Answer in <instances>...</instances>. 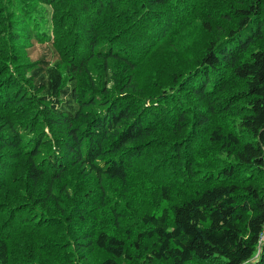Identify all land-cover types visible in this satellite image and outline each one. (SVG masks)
<instances>
[{
    "label": "trees",
    "instance_id": "16d2710c",
    "mask_svg": "<svg viewBox=\"0 0 264 264\" xmlns=\"http://www.w3.org/2000/svg\"><path fill=\"white\" fill-rule=\"evenodd\" d=\"M1 1L19 46L0 75V264H264V0ZM219 6L234 18L202 21L217 34L189 64L185 25ZM164 47L148 93L83 78L111 58L127 88Z\"/></svg>",
    "mask_w": 264,
    "mask_h": 264
},
{
    "label": "rangeland",
    "instance_id": "374dc122",
    "mask_svg": "<svg viewBox=\"0 0 264 264\" xmlns=\"http://www.w3.org/2000/svg\"><path fill=\"white\" fill-rule=\"evenodd\" d=\"M193 4H190L189 9L191 11H195L196 9H198L200 7L199 1L198 0H190ZM235 2V0H229L228 3L224 4V5H228L229 3ZM2 3V1L0 2ZM189 5V3H188ZM219 5V4H218ZM3 5H0V9H2ZM132 8H139V2H134L132 3ZM50 10V9H48ZM138 14H140L139 11H137L135 14L133 13L132 15H134V17L138 16ZM233 12L231 10L225 9L223 6H219L218 9L215 10H207L206 14L203 13L197 17H195V19L190 20L185 26L189 25L191 26V30L189 33V37L188 39L190 40V45H189V50H191V52L194 50L193 53L188 54V58H189V64H191V62L199 56L201 50L206 46V44L204 45V42L210 39H212L214 37L215 34H217V30L214 28V30H210L209 32H207L204 28V26H202V21L209 16H216V20L213 21L215 23L222 24L220 26L222 27H226L228 28V24L231 23V19L234 18L233 16ZM207 15V16H206ZM193 15L191 14L190 17H192ZM189 17V16H188ZM8 19V18H7ZM5 19V20H7ZM237 17L235 16V21H236ZM3 20V21H5ZM187 22V20H186ZM3 23L1 24L0 21V31L3 30ZM223 35V34H222ZM222 35L218 34V37H221ZM194 37V39L191 41V37ZM1 38H4V42L8 41V38L4 36H1ZM10 45L9 46H3V42H0V75L2 74V76H5L7 71H9L13 66L8 67V62H5L8 60V57L3 53L4 51H11L13 52L14 50H16V48H18V46H15V44L11 43L12 41L9 40ZM188 42L187 39L182 40V44H186ZM264 41L260 42L259 44L261 45ZM30 52H31V56L35 55L36 52H34L33 47L31 46L29 48ZM154 53V51L150 54V56ZM149 56V57H150ZM168 59H171V55H169V51L164 47V49H162L160 56L156 59L153 58V60H155L154 62H151L148 66V63H145L144 65L141 66L140 69L142 68H147V69H151L154 70L151 73H148L146 75H142V77H134V82L131 84V86H137L136 87V91H132L131 86L125 88V84L128 82V78L130 76V71L125 70L123 68V63H119V62H115L113 61L111 58L108 60H103L100 57H94L90 60L89 62V67L86 70V72L83 73V78L86 82H88L89 84L95 85L97 82H100V77H102V81H106L109 79V83L108 85H113V80H115V78L118 76V79H120V84L123 85V88L121 89V91L124 93L126 91H130V92H134L139 93V91L142 92H146L148 93L149 91L152 90L153 86H156L158 84V80H161L162 77L166 78V73H167V64L162 65L161 67L158 68V66H160V63L162 61H167ZM108 64V65H107ZM116 67L119 69V72L115 71L114 69H116ZM186 67L185 62L184 61H177L176 62V70L178 71H182L184 68ZM172 71V70H170ZM4 72V73H2ZM115 85V84H114ZM134 90V89H133ZM99 92H102L99 90ZM112 88H108V92H106V94H109L110 96H112ZM247 138V137H245ZM223 152V151H222ZM222 152H216L214 155H212L211 157H208L210 163H213L214 166H221V164L226 160L231 158V156H227V153H222ZM211 158V159H210ZM59 198H64L67 199L70 195H68L66 192H58L57 193ZM145 200H149V198L145 199ZM61 204L63 203L60 200ZM57 204V203H55ZM60 204V205H61ZM119 224L121 226L128 224L130 221L133 220V222H135L134 224H137L136 221V216H134L132 213L129 215H126L125 212L123 214H119ZM71 228H69V232H71ZM134 237V236H133ZM84 239V237L82 238ZM36 252V250H35ZM94 252V251H93ZM38 253V252H37ZM92 259L94 258H99L102 256V253H93L92 254ZM91 257V256H90ZM187 264H195L194 262H190ZM196 264H220L217 261H212V262H203V263H196Z\"/></svg>",
    "mask_w": 264,
    "mask_h": 264
}]
</instances>
